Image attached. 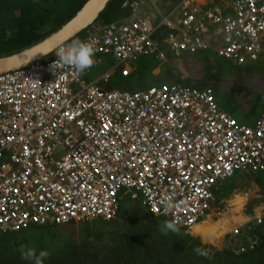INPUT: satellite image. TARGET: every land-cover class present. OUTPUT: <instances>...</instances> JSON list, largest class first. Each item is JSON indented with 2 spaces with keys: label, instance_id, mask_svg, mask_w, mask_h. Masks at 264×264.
I'll list each match as a JSON object with an SVG mask.
<instances>
[{
  "label": "built area",
  "instance_id": "2783aa9c",
  "mask_svg": "<svg viewBox=\"0 0 264 264\" xmlns=\"http://www.w3.org/2000/svg\"><path fill=\"white\" fill-rule=\"evenodd\" d=\"M159 2L125 0L128 19L91 26L81 41H95L94 56H113L111 70L123 66V76L138 57L163 60L167 51L179 57L214 48L236 65L264 54V0H175L153 22L146 6ZM67 45L0 73V233L111 220L127 194L190 228L212 216L219 180L264 171V111L255 123H240L210 89L174 83L104 90L98 79H84L89 68L77 74L55 63ZM166 197L175 207L166 208ZM257 241L248 236L235 250H253Z\"/></svg>",
  "mask_w": 264,
  "mask_h": 264
},
{
  "label": "trees",
  "instance_id": "16d2710c",
  "mask_svg": "<svg viewBox=\"0 0 264 264\" xmlns=\"http://www.w3.org/2000/svg\"><path fill=\"white\" fill-rule=\"evenodd\" d=\"M121 1L109 0L93 24L124 20L129 13L127 9L120 7ZM85 2L86 0H0V57L39 42L66 23ZM83 35L84 31L66 44L76 39L81 40ZM200 53L206 54L208 61V57H218L213 50ZM142 58L146 59L145 63L142 60L144 67H133L130 74L123 77V68H118V77L131 83L134 80H129L130 76L142 74L152 83L166 81L182 84L188 80L190 84L198 86L197 77L184 79L180 74L183 76L181 71L185 70L196 71L199 58L188 56L179 59L177 63L181 64L183 61V67H178L180 74H176L178 78L173 81L162 72L167 62H155L151 57ZM137 61L136 59L135 63ZM157 65L161 67L154 70L153 67ZM222 69V75L209 79L206 77L207 82L199 87H209L222 106L233 115L240 119L250 117L255 122L264 111V67H258L250 73H246L249 69L245 66L225 64ZM234 70L235 73H228ZM237 70L240 73L236 76ZM110 77L99 81L98 86L110 89ZM225 98H230L232 103L225 104L222 101ZM246 182L244 176H235L230 180L231 191ZM257 185L258 193L264 190L263 184ZM224 186L225 182H222L214 191H220ZM124 199L125 197L120 199L117 216L112 221L69 222L0 233V264H34L33 261L21 258L22 245L34 248L37 255L41 251L47 252L48 258L44 260V264H264V221L255 229L259 246L251 252L235 254L229 248L214 250L180 227H177L176 232L166 230L163 225L167 220L148 212L140 203V198H137L139 204L134 207H126ZM196 248L206 251L207 256L197 255L194 252Z\"/></svg>",
  "mask_w": 264,
  "mask_h": 264
},
{
  "label": "clouds",
  "instance_id": "9594fccd",
  "mask_svg": "<svg viewBox=\"0 0 264 264\" xmlns=\"http://www.w3.org/2000/svg\"><path fill=\"white\" fill-rule=\"evenodd\" d=\"M124 1L125 0H122L120 2V7L123 8V9H127L128 13H129V15L124 18V20H125V19H128L130 17V10L127 7L122 6V2H124ZM104 25H106V24H96V25L92 24L91 26H104ZM91 26H89L87 29L91 28ZM87 29L84 30L83 37L86 35ZM64 44H66V43H64ZM206 50H213L215 52V54H216V51H215L214 48H209V49H206ZM94 52H95V41H93V40L81 41L79 39H76V40H73L67 46L61 47L58 50V52L56 54L58 59H57V61L55 63L58 62L61 65L69 66L77 74H83L89 68V70L84 74V79H85V75L90 70H92L93 68L97 67L99 65V62H100L101 58L105 57L104 55H96V56H94ZM201 52H203V51H201ZM52 53L53 52H51V54L47 55L48 57H45L43 59L50 58ZM197 53H200V52H197ZM191 55H194V54H184L182 56H179V58L183 59V58L191 56ZM168 56L169 55L166 53V57L163 60H156L153 57H151V58L155 62H167ZM140 57H149V56H140ZM173 57L174 58H178V57H175L174 55H173ZM226 61H228V60H226ZM228 62L232 63L231 61H228ZM232 64L234 66H244V64L243 65H236L234 63H232ZM133 65H134V63L131 65V68H133ZM111 68H110V71L116 72V70L118 68H123V66H119L115 70H111ZM110 71H105V72L101 73L100 76H102L104 73H107L108 74L107 79H108L110 77ZM100 76L97 77L98 80L95 79V80H92V81H96V80H97V82L103 81L102 77H100ZM122 77H123V75H122ZM28 80L33 82V86H40L38 80H32V79H28ZM86 81H88V80H86ZM162 84H170V83H167L166 81H164V82H161V83H153L151 85H162ZM174 84L183 85V86H190V87H196V88H200V89H210L209 87L208 88L207 87H199V86H196V85H193V84H190V83H186V82H184L182 84H179V83H174ZM151 85H149V86H151ZM104 90H125V89H104ZM137 90H139V89H137ZM128 91H132V90H128ZM211 92L213 94L212 90H211ZM213 96L215 98V101L217 102V104L220 106V108L222 110L226 111L227 113H229V114H231L232 116L235 117V115H233L231 112H229V110H227V109L222 107V104L219 102V100L216 98V96L214 94H213ZM239 122L240 123H244V122H241V121H239ZM253 123H255V122H253ZM253 123H251V124H253ZM244 124H247V123H244ZM248 171H237V172L238 173H241V172H245L246 173ZM237 172H235V173H237ZM250 172H252V174L251 175H246L247 177H245V181H247V182L250 181L248 188L246 187V185H247V182H246L243 186H239V185L236 186L229 193L228 196L223 197L220 200H216L215 196H214V193H213L214 190L215 189L217 190V188L219 187V184H221L222 182H226V179H230L233 175H235V173L233 175L223 179V180H219L211 188V194H212V196L214 198L213 202H212V207H213V203L218 202V204H216V206L213 207L214 208V212H213L212 216H210L209 219H206L203 222L200 221V222L196 223L194 226H192L190 228H184V227H180V228H182L185 233H188L191 236H193L195 238H198L203 244L213 248L214 250H219V249L214 248V247H216L214 245H216L220 241V239H222V242L219 244L220 246H217V247L220 248V249L229 248L235 254H244V253H248V252H251V251L255 250L259 246V238H258L257 234L255 233V229L257 227H259L264 221V194L262 195V193H264V190H262L260 193H258V185H257V183L255 181V174L259 173V172H264V171H258V172L250 171ZM237 175L245 176L243 174H237ZM252 181H254L256 183V185H257V187L254 190L251 189V186H250V183ZM123 197H125V195L121 196V198H123ZM137 198H140V197H135L133 199H137ZM164 203H165L166 208L175 207V205L172 203V199L170 197H166L165 200H164ZM141 204H142V202H141ZM217 205L220 206V208ZM118 208H119V206H118ZM223 209H224V213L222 215H219L220 212L223 211ZM146 210L149 212V210L147 208H146ZM117 213H118V211H117ZM116 216H117V214H116ZM116 216L113 219H111V220L95 219V220H90V221L89 220H85V222H95L97 220L112 221V220H114L116 218ZM213 216H216L215 219H212ZM256 216H260L261 217V219H262L261 223H259V224L256 223V220L254 218ZM78 222H83V221H78ZM204 222H206L209 225L218 224L216 233L214 235L210 234V232L206 233L204 235L201 233L200 230H202V229H201L200 226ZM219 225H221V226L225 225L226 227H228V228H226V229H228V232H226V233L223 232V233L220 234L219 231H218V226ZM163 227L166 230H170V231L176 232V231H178L177 227H179V226H176L172 222L165 221ZM196 227H198V228L196 229ZM235 228H237V230H238L237 233H235L233 231ZM248 228L250 230H248ZM251 235H255V237L258 240L257 241V245L255 246V248L253 250H249V251H245V252H240V253L236 252L235 244L244 242L246 240V238L248 236H251ZM203 237H204V239H203ZM194 252L197 255H200V256H207V252L204 251V250H201L200 248L194 249ZM20 253H21V258L22 259L27 260V261H33L34 264H44V260L48 258V253L47 252L41 251L39 253V255H37L36 254V250L34 248H27L26 246H23V245L20 248Z\"/></svg>",
  "mask_w": 264,
  "mask_h": 264
},
{
  "label": "rangeland",
  "instance_id": "374dc122",
  "mask_svg": "<svg viewBox=\"0 0 264 264\" xmlns=\"http://www.w3.org/2000/svg\"><path fill=\"white\" fill-rule=\"evenodd\" d=\"M170 1L174 2L175 0H170ZM156 5L158 6V3ZM100 24H102V23H100ZM167 54L169 55L168 59H167L168 67L166 69H163L162 71H165L166 73H164V74H166V76L168 75L167 77L170 78L171 81H173V80H175L174 78H176V79L178 78L177 75L179 76V74H180V73H178V67L182 68L184 62L182 61V63L179 64V63H177L178 60L180 59L179 57L178 58H174L173 54H171V52H169V51H167ZM205 55L206 54H202V53H196L194 55H191V57L199 58V67H198V69L196 71L195 70H193V71H186L185 70V72L181 71L183 76L180 74V77H184V79H188L189 77H193V78L197 77L199 79L197 85L200 86V85H204L207 82V79H209L210 77H213V76L219 77L220 74L222 75V71H223L222 67H223V65L226 64L228 66V64H230L231 66H234L232 63H229L228 61H226L222 57H216V56L215 57H208L210 59V61H208L206 59ZM105 58H106V64L108 66H111V65H113L115 63V60H114L113 56L105 55ZM194 60L197 61L196 59H194ZM219 60L221 61L220 63H219ZM130 64L132 65L133 63L130 62ZM244 66L247 69H249V70L246 71V73H250V72H252V70H255L258 67H264V54L261 56L260 60L257 63L246 64ZM228 73H235V70L234 71H228ZM237 73H240V72H238V70H237L236 76L238 75ZM163 76H165V75H163ZM137 77H138L137 75L130 76L129 80H132V79L134 80L133 85L131 86V88L132 87L133 88L140 87V85L142 83V80L140 78L137 79ZM206 77H207V79H206ZM183 82L189 83L188 80H185ZM127 89H130V87L128 86ZM222 101L225 104H227V105H230L232 103L230 98L222 99ZM237 174H243V175H245L244 177H247L246 175H251L252 172H250V171H248L246 173L245 172H241V173L237 172L230 179H226L225 186L223 188L221 187L222 192L220 193L221 189H220V191H214L215 198L217 200L221 199L222 197H226V196L229 195V193H230V191L232 189V186L230 184V180L234 179V177ZM255 177H256L257 184H263L264 185V172L256 173ZM249 182L250 181L247 182V185H246L247 188L249 187ZM263 194L264 193H262V195ZM124 200H125L124 201V205L126 207H134V206L139 204V200L131 198L129 194L125 195V199ZM140 203H141V200H140ZM216 204H218V202L213 203V207L216 206ZM218 207L220 208V206H218ZM223 213H224V209H223V211L220 212L219 215H222ZM215 217L216 216H213L212 219H215ZM89 223H94V222H89ZM217 225L218 224H214V225H210L209 227L205 226V227H202V228H208L210 230H212V229H216L217 230ZM226 228H228V227H226L225 225H223V226L219 225L218 226L219 233L221 234L223 232L224 233L228 232V229H226ZM201 232L203 233V235L206 234L205 231H201ZM213 232L214 233H212V235H214L216 233V231H213ZM221 242H222V239H220V241L216 245H214V246H216L214 248L220 249L217 246H220L219 244Z\"/></svg>",
  "mask_w": 264,
  "mask_h": 264
},
{
  "label": "water",
  "instance_id": "95a60500",
  "mask_svg": "<svg viewBox=\"0 0 264 264\" xmlns=\"http://www.w3.org/2000/svg\"><path fill=\"white\" fill-rule=\"evenodd\" d=\"M108 2L109 0H86L66 23L39 42L13 54L0 57V73L45 58L57 47L91 26Z\"/></svg>",
  "mask_w": 264,
  "mask_h": 264
},
{
  "label": "crops",
  "instance_id": "0c3cea01",
  "mask_svg": "<svg viewBox=\"0 0 264 264\" xmlns=\"http://www.w3.org/2000/svg\"><path fill=\"white\" fill-rule=\"evenodd\" d=\"M199 3H203V0H198ZM172 1L170 0H160V2L158 3V6L156 5V7H152V6H146V8L148 9V13L150 14V19L151 21L153 22H156L160 19L162 13H165L168 8H169V5ZM137 62L135 63L134 62V65L133 67L135 68H139V66H143L144 64L142 63V60L143 62L145 63V60L142 58V57H138L137 58ZM113 65L111 66H108L106 64V58L105 57H102L100 62H99V65L95 68H93L92 70H90L86 75H85V79L88 80V79H91V80H88V81H92V80H95L97 79V77L100 76L101 73L105 72V71H110V68L112 67ZM168 66V63L163 67V69H166ZM144 67V66H143ZM161 67V65H157V67H153L154 70H156L157 68L159 69ZM152 69V68H151ZM150 71V69H149ZM161 71V70H160ZM164 73H166L165 71H162ZM110 81L108 82V86L110 89H125V90H129L127 89L124 85H127L130 87V90H137V89H143V88H146L147 86L153 84L152 82H150L149 79L145 78V76L143 77L142 74H139L137 75V79L140 78L142 80V83L140 85V87H135V88H131V86L133 85V82L131 83H127L126 80L127 79H124L122 77H118V75L116 74V72H112L110 71ZM156 83H159V82H156ZM239 121L241 122H244V123H247V124H251L253 122V118L251 119L250 117H244V118H239V116H235ZM251 119V120H250ZM250 186H251V189H255L257 187L256 183L254 181H252L250 183ZM252 190V191H253Z\"/></svg>",
  "mask_w": 264,
  "mask_h": 264
},
{
  "label": "bare ground",
  "instance_id": "6f19581e",
  "mask_svg": "<svg viewBox=\"0 0 264 264\" xmlns=\"http://www.w3.org/2000/svg\"><path fill=\"white\" fill-rule=\"evenodd\" d=\"M207 225H209V224H207L206 222H204L200 227H201V229L202 230H200V231H205V233H209L210 232V234H212V233H214L213 231H216V229H212V230H210V229H208V228H202V227H207ZM199 227V228H200ZM198 227H196V229H197ZM202 233V232H201ZM203 234V233H202ZM204 239V238H203Z\"/></svg>",
  "mask_w": 264,
  "mask_h": 264
}]
</instances>
